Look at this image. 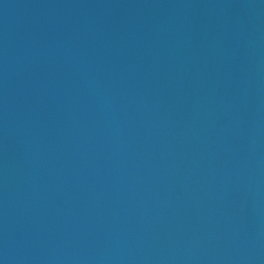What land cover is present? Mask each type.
<instances>
[{
	"label": "water",
	"instance_id": "water-1",
	"mask_svg": "<svg viewBox=\"0 0 264 264\" xmlns=\"http://www.w3.org/2000/svg\"><path fill=\"white\" fill-rule=\"evenodd\" d=\"M0 264H264V0H0Z\"/></svg>",
	"mask_w": 264,
	"mask_h": 264
}]
</instances>
